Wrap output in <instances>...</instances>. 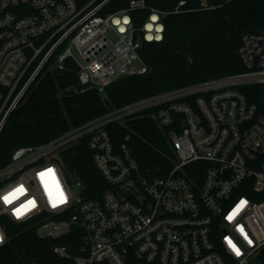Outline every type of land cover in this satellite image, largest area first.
Masks as SVG:
<instances>
[{
  "label": "built area",
  "instance_id": "built-area-1",
  "mask_svg": "<svg viewBox=\"0 0 264 264\" xmlns=\"http://www.w3.org/2000/svg\"><path fill=\"white\" fill-rule=\"evenodd\" d=\"M93 1L0 0V134L45 67L73 59L79 84L101 97L117 77L146 72L139 49L162 39L166 11L129 0L99 14L105 0ZM144 8L136 26L130 11ZM238 53L242 70L134 99L12 150L0 166V249L7 219L54 241L50 264H264V89L260 106L247 95L264 86V30L243 32ZM135 117L168 128L169 166L142 169L129 133L115 143L109 124ZM81 141L103 180L96 195L64 159Z\"/></svg>",
  "mask_w": 264,
  "mask_h": 264
},
{
  "label": "trees",
  "instance_id": "trees-1",
  "mask_svg": "<svg viewBox=\"0 0 264 264\" xmlns=\"http://www.w3.org/2000/svg\"><path fill=\"white\" fill-rule=\"evenodd\" d=\"M83 6L90 0H75ZM103 0H94L93 4ZM148 6L166 11L161 40L143 41L139 54L146 72L117 77L106 86L101 97L94 87L79 84L78 66L71 58L62 67L44 68L26 91L19 105L11 111L0 134V166L12 150L22 144L48 140L72 125L121 106L134 99L168 88L196 82L244 69L238 53L241 34L247 30H264V0H185L172 12L178 0H145ZM129 0H105L97 13L123 9ZM148 8L130 11L136 26L145 21ZM264 86L250 85L247 95L261 103ZM251 91V92H250ZM115 143L126 133L127 144L142 169L155 170L171 164V149L166 130L150 117H135L108 126ZM67 167L96 195L103 180L95 168L89 150L82 141L65 152ZM8 239L0 249L5 264H29L55 260L52 239L40 238L31 227L7 220ZM65 237L61 241H66Z\"/></svg>",
  "mask_w": 264,
  "mask_h": 264
},
{
  "label": "rangeland",
  "instance_id": "rangeland-1",
  "mask_svg": "<svg viewBox=\"0 0 264 264\" xmlns=\"http://www.w3.org/2000/svg\"><path fill=\"white\" fill-rule=\"evenodd\" d=\"M108 35L111 36L112 39H115V37H116V36L112 33V31H109V32H108ZM73 51L75 52V53H74L75 56H76L81 62H83L84 60L80 57V55L78 54V52H77L75 49H73ZM134 64H135V65H138V61H135ZM68 180L72 183L73 180H74V178H73V177H70V176L68 175Z\"/></svg>",
  "mask_w": 264,
  "mask_h": 264
},
{
  "label": "snow or ice",
  "instance_id": "snow-or-ice-1",
  "mask_svg": "<svg viewBox=\"0 0 264 264\" xmlns=\"http://www.w3.org/2000/svg\"><path fill=\"white\" fill-rule=\"evenodd\" d=\"M155 19V18H154ZM149 39H151V37H148ZM49 171H51V170H49ZM43 175V174H42ZM6 201L8 200V197H5L4 198ZM29 203H32V202H29ZM18 212H19V210H18Z\"/></svg>",
  "mask_w": 264,
  "mask_h": 264
}]
</instances>
